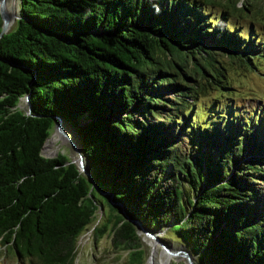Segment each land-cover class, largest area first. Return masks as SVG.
Returning <instances> with one entry per match:
<instances>
[{"label":"trees","instance_id":"16d2710c","mask_svg":"<svg viewBox=\"0 0 264 264\" xmlns=\"http://www.w3.org/2000/svg\"><path fill=\"white\" fill-rule=\"evenodd\" d=\"M16 1L0 38V253L75 264L103 209L95 234L130 264L146 259L139 224L202 264H264V114L202 100L235 90L230 68L256 69L264 36L236 20L264 0ZM58 120L87 173L43 155Z\"/></svg>","mask_w":264,"mask_h":264},{"label":"rangeland","instance_id":"374dc122","mask_svg":"<svg viewBox=\"0 0 264 264\" xmlns=\"http://www.w3.org/2000/svg\"><path fill=\"white\" fill-rule=\"evenodd\" d=\"M242 4L243 1L240 2V5ZM14 12L15 17V8ZM247 15L240 16V20H236L239 30L257 28L260 31V34L264 36L263 14H253L251 16ZM12 23L14 24V22ZM256 39H258V37H256ZM228 74L234 83L235 90L226 95L220 91H213L212 93H209L207 97L202 98V100L210 103L213 101V97H215V100H217L215 101L216 103L226 106L232 104L237 111L239 110L241 113H244L248 116H250L252 113L253 115L264 114V56L259 58L256 69H245L242 67L230 68ZM22 107H27L26 101L22 103ZM64 128H66L65 130L67 131V127L65 126ZM57 129L60 128L57 127ZM57 143L54 144V147L59 148V153H65L68 151L69 155L74 156L75 158L79 157L78 152H72V149L69 145L67 146L66 143L62 144L59 143V141ZM50 145H52V143H50ZM50 152L51 149L48 147L42 150L43 155L46 157H53L56 155L50 154ZM103 215L104 211L101 209L98 212V219L93 224H91L79 238L75 264H130L129 250L115 245L113 242V236L110 235L109 232L105 233V235L102 237L96 236L94 230L95 227L100 224ZM139 232L142 236L144 248L146 249V259L143 264H149V256L152 252V246L148 239H151L152 237H148L140 227ZM154 233L157 237L156 239H152L160 248H164L161 242L158 241V239L160 240L161 237L164 239L165 244L167 243V246L170 249L176 250L182 246L181 242H179V240H177L173 235L171 236L172 239H168V236L165 235L164 232L158 231ZM0 256H2L0 258V264H19L17 258L8 253H0ZM159 257L160 264L171 263L168 261V255L166 251H160ZM180 262L182 261L174 260L171 264Z\"/></svg>","mask_w":264,"mask_h":264},{"label":"bare ground","instance_id":"6f19581e","mask_svg":"<svg viewBox=\"0 0 264 264\" xmlns=\"http://www.w3.org/2000/svg\"><path fill=\"white\" fill-rule=\"evenodd\" d=\"M16 2H17L16 0H6L5 17H6V20H7L8 24H9V28H11L13 26V23L12 22H15L16 17H17ZM14 8L16 9V16L15 17H14V14H15ZM66 132H67V134H69L70 136H72V133L68 129H67ZM73 137H74V135H73ZM58 141H59V143H62V144L63 143H66L67 146L69 145L68 140L64 136V132H62L60 129H56V131L54 132V134L52 135V137H50L46 141L43 149H46L48 147V148L51 149L50 154H57L59 148L58 147L55 148L54 147V144L57 143ZM50 143H52V145H50ZM70 148L72 149V152L76 151L75 148H73L72 146H70ZM148 240H149V242H150V244L152 246V252H151V255L149 256V264H160V257H159L160 251L161 252L162 251H166V253L168 255V261L171 262V263L174 260H180L182 262L186 260V257L182 253H174L173 251L175 249H172L173 251L171 250V252H170V251H168V250H166L164 248H160L157 245V243L152 238L151 239L149 238Z\"/></svg>","mask_w":264,"mask_h":264},{"label":"water","instance_id":"95a60500","mask_svg":"<svg viewBox=\"0 0 264 264\" xmlns=\"http://www.w3.org/2000/svg\"><path fill=\"white\" fill-rule=\"evenodd\" d=\"M5 7H6V0H1V2H0V14H1V18H2V30L0 32V38L5 33H7L9 31V24H8L6 17H5ZM57 127L60 128L61 131L65 133L64 136L67 137L69 145L72 146L73 148H75V150L78 152L79 157L77 158V161H78L81 169L85 173H87L88 171H87V165H86L85 158H84L83 154L80 152L75 139L72 136H70L69 134H67V132L64 128V122L62 120H58ZM139 227L144 231V233L148 237H152V238L156 239L157 236L152 230L147 229L145 226H143L141 224H139ZM158 241L161 242V244L163 245V247L166 250L171 252L172 249L168 248L167 243L165 244L163 239H160V240L158 239ZM173 252L174 253H182L186 257V260L184 261L186 264H202L195 259L194 255L190 251V249L183 246V245L181 247L177 248L176 250H174Z\"/></svg>","mask_w":264,"mask_h":264}]
</instances>
